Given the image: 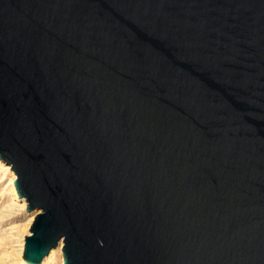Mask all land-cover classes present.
<instances>
[{
  "label": "water",
  "instance_id": "95a60500",
  "mask_svg": "<svg viewBox=\"0 0 264 264\" xmlns=\"http://www.w3.org/2000/svg\"><path fill=\"white\" fill-rule=\"evenodd\" d=\"M0 159L29 263L264 264V0H0Z\"/></svg>",
  "mask_w": 264,
  "mask_h": 264
},
{
  "label": "rangeland",
  "instance_id": "374dc122",
  "mask_svg": "<svg viewBox=\"0 0 264 264\" xmlns=\"http://www.w3.org/2000/svg\"><path fill=\"white\" fill-rule=\"evenodd\" d=\"M12 176L16 177L15 172L11 170V166L0 159V264H22L24 262L21 248L25 236L29 235V229L35 215L40 212V210H35L28 213L26 210L27 203L24 209L17 208L9 211L4 209L9 205L10 198L9 192L4 189ZM17 204L22 205L20 202H17ZM62 253H60V256L63 260ZM54 254L59 257L57 251H54ZM54 264H60V259Z\"/></svg>",
  "mask_w": 264,
  "mask_h": 264
},
{
  "label": "bare ground",
  "instance_id": "6f19581e",
  "mask_svg": "<svg viewBox=\"0 0 264 264\" xmlns=\"http://www.w3.org/2000/svg\"><path fill=\"white\" fill-rule=\"evenodd\" d=\"M15 179H16V177L12 176L11 179H9V181H8V185L4 189L5 191L9 192V197H10L9 201H8L9 205H7L4 208L5 210H8V211L13 210V209H17V208H20V209L23 208L24 209L26 207V200L24 198L19 197V195L16 193L17 191H16V187H15V183H14ZM17 202L22 203V205H18ZM23 209H22V211H23ZM26 210H27V208H26ZM27 212L30 213L32 211L27 210ZM29 235H30V229H29ZM24 243H25V240H24ZM24 243H23L22 248H21V254H23ZM62 247H63V241L61 239L56 247L50 249L49 252L43 256V258L41 259L39 264H54L59 259H60V264H64L62 257L60 256L61 255L60 253H62V251H63ZM54 251H57L59 253V257L56 256V254H54ZM22 258H23V256H22ZM23 260H24V262L22 264H32V263L27 262L24 258H23Z\"/></svg>",
  "mask_w": 264,
  "mask_h": 264
}]
</instances>
